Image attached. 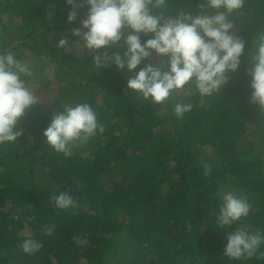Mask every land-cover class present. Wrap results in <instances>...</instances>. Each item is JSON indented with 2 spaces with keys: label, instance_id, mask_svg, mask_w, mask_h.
Wrapping results in <instances>:
<instances>
[{
  "label": "trees",
  "instance_id": "obj_1",
  "mask_svg": "<svg viewBox=\"0 0 264 264\" xmlns=\"http://www.w3.org/2000/svg\"><path fill=\"white\" fill-rule=\"evenodd\" d=\"M200 2L166 0L164 11L195 14ZM69 11L66 0H0V50L36 61L33 84L55 89L53 100L18 122V141L0 146V264H264L259 254L224 257L218 208L200 206L236 190L250 213L233 228L264 232V112L249 103L247 60L211 97L186 88L153 104L127 91L128 77L114 66L99 71L79 45L56 46L62 36L74 39L87 7L73 23ZM231 18L247 53L264 32V0H246ZM83 102L105 130L65 157L41 133L63 105ZM176 103L193 107L177 118ZM60 192L76 206L55 208ZM27 237L41 242L39 252H22Z\"/></svg>",
  "mask_w": 264,
  "mask_h": 264
},
{
  "label": "clouds",
  "instance_id": "obj_2",
  "mask_svg": "<svg viewBox=\"0 0 264 264\" xmlns=\"http://www.w3.org/2000/svg\"><path fill=\"white\" fill-rule=\"evenodd\" d=\"M245 2L201 0L195 14L167 15L166 0H66L70 7L67 23L77 20L80 8L86 6L87 12L80 27L72 30L74 39L62 36L55 44L61 49L79 45L93 54L92 63L99 71L114 66L128 77L127 91L157 105L186 88H194L204 97L221 92L229 74L240 69L244 57L248 62L245 72L249 77V103L264 112V32L255 37L245 53V41L234 34L236 26L231 18ZM97 52L100 54L95 55ZM154 58L158 60L154 62ZM35 77L32 65L22 63L9 50H0V146L18 141L23 134L17 129L18 122L42 102L30 86ZM192 107L191 103H176L174 114L182 118ZM61 108L52 114L41 138L54 152L70 157L75 143H86L105 129L87 102ZM204 167L206 173L210 171L208 165ZM51 199L59 210L76 206L68 192ZM219 199L214 225L225 232L223 256L236 261L258 254V258H264V252H260L264 232L233 228L248 217L249 202L236 190L223 191ZM41 247V242L31 237L21 244L26 255L39 252Z\"/></svg>",
  "mask_w": 264,
  "mask_h": 264
},
{
  "label": "rangeland",
  "instance_id": "obj_3",
  "mask_svg": "<svg viewBox=\"0 0 264 264\" xmlns=\"http://www.w3.org/2000/svg\"><path fill=\"white\" fill-rule=\"evenodd\" d=\"M27 64H30L33 66L34 70H36V61H32V60H25ZM44 71H46V66L44 68H42ZM38 70H41V69H37ZM49 76V73L48 75ZM32 87H34L36 93L41 97L42 99V102H40L41 104L45 105V103H48L50 102L51 100H53V98L55 97V89L50 88L47 92H42L40 91V89L38 88V86H36V84H32L30 85ZM44 93V94H43ZM259 140L261 139H258V138H255V143H258ZM256 146V145H255ZM220 196H212V197H208L205 199V202H203V200H201V203H200V206H202L203 208H218L219 206V203H220V199H219ZM25 223V222H24Z\"/></svg>",
  "mask_w": 264,
  "mask_h": 264
}]
</instances>
